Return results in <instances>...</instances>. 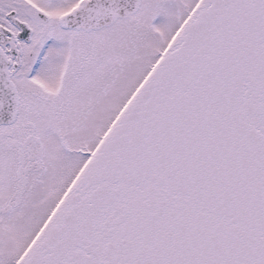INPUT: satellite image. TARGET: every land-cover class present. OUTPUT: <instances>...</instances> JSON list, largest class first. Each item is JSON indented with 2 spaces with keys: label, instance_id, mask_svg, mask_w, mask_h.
Segmentation results:
<instances>
[{
  "label": "snow or ice",
  "instance_id": "obj_1",
  "mask_svg": "<svg viewBox=\"0 0 264 264\" xmlns=\"http://www.w3.org/2000/svg\"><path fill=\"white\" fill-rule=\"evenodd\" d=\"M0 264H264V0H0Z\"/></svg>",
  "mask_w": 264,
  "mask_h": 264
}]
</instances>
